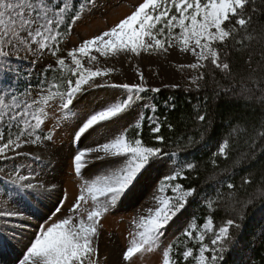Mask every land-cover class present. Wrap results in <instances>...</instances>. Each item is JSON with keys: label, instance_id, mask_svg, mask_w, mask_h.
<instances>
[{"label": "snow or ice", "instance_id": "snow-or-ice-1", "mask_svg": "<svg viewBox=\"0 0 264 264\" xmlns=\"http://www.w3.org/2000/svg\"><path fill=\"white\" fill-rule=\"evenodd\" d=\"M251 0H143L135 10L121 19L107 31L91 39H86L67 51L66 57L59 56L60 44L65 36L72 33L75 25L90 15L96 7V0H80L79 7L70 4L69 0H0V159H15L22 153L20 150L44 141H51L53 133H44L43 125L47 119L46 108L53 100L59 102V109L65 122L72 121L71 143L75 150L71 156L72 169L80 179L79 194L68 209L67 214L56 218L63 208L64 201L54 208L52 216L44 225L38 226V234L26 247L18 264H100L98 244L101 220L113 212L119 204L135 189L141 175L153 163L168 166L169 160L177 153H171L167 159L161 147L149 146L142 139L143 122L149 121L152 133L160 131V123L155 116L145 112L137 115L134 121V132L128 135V127L116 129L111 125L129 113L137 101L143 99L146 92H159L158 88H147L143 73L138 72L139 83H111L102 85L101 80L113 70L111 68L84 67L82 60L87 57L89 63L96 62L97 56L124 54L140 57L142 53H166L169 48L179 47L180 51L190 53L196 62L180 67L197 71L199 75L191 84L199 90L198 81L205 79L204 70L218 69L227 76L231 75V66L227 62V51L218 45H225L229 40L244 46V39H236L240 29H247L253 20L247 14ZM255 12V8L252 9ZM249 40L251 37L248 38ZM264 40V36L261 37ZM45 51L56 57L55 65L45 66L35 85L31 83L33 73L22 74L17 62L29 60L34 66ZM223 56V58H222ZM70 60V65L66 64ZM251 66V57L246 61ZM16 65V66H14ZM67 70L70 75L61 77L56 83L50 79V73ZM261 95L256 97L264 105V87L254 82ZM86 86V87H85ZM99 87L121 89L125 97L118 102L98 101V106L91 111H76L81 97L88 90ZM63 89V90H61ZM220 91L228 94L231 89L224 87ZM253 90L244 89L234 98L250 102ZM147 110V105H145ZM206 120V113L196 117ZM60 122L57 121V127ZM171 128V125H169ZM254 128L256 125L253 126ZM264 129V120L259 123ZM239 125L233 132L240 131ZM246 131V128L243 129ZM95 134V135H93ZM231 135V134H230ZM256 135L264 140V130ZM90 138V143L80 147L82 139ZM158 141L163 137L156 136ZM230 144L224 139L218 144L213 157H227ZM8 153H12L9 157ZM96 162L103 163L101 172L89 171ZM215 164V160L212 161ZM239 163V161H237ZM194 170L195 164L186 162L174 174L165 175L153 193L154 207L145 209L146 214L133 218L134 231L128 246L121 253V264H132L133 258L144 251L159 249L165 229L185 210L189 197L196 189H184L181 184L173 183L181 178V172ZM186 178V177H185ZM21 193L28 190L49 192L55 185L45 188L44 185L31 183L30 177L19 175L10 177ZM245 177L244 184L250 183ZM228 189L235 186L227 183ZM219 190L204 198L205 206L213 210ZM264 198V191L260 193ZM35 199V197H33ZM91 203L90 207H84ZM253 201L250 200L247 205ZM24 217L19 210L0 209V219ZM242 218V216H241ZM193 217L180 233L188 241H195L197 247L185 245L182 251L178 245L169 243L162 252V264H222L227 245L231 241L230 229L239 228L234 219H227L218 229L214 227L211 215L205 217L198 226ZM212 232L210 243H205L208 232ZM174 249H177L174 251Z\"/></svg>", "mask_w": 264, "mask_h": 264}, {"label": "rangeland", "instance_id": "rangeland-1", "mask_svg": "<svg viewBox=\"0 0 264 264\" xmlns=\"http://www.w3.org/2000/svg\"><path fill=\"white\" fill-rule=\"evenodd\" d=\"M143 0H96V7L90 15L78 22L72 33L65 36L60 44L59 56L66 57L67 51L73 47H78L86 39H91L103 31L109 30L119 21L130 15L135 7ZM70 4L79 7L80 0H69ZM97 56V61L89 63L87 57H84L82 63L84 67L111 68L113 71L102 80L97 77L96 80L102 85L111 83H139L138 72L143 73L145 86L147 88L177 89L180 87L196 88L191 84V80L196 78L199 73L187 67H180L196 62V58L190 53L185 54L180 51L179 47L169 48L166 53H142L140 57L125 56L117 54L105 57L99 53L92 52ZM29 60L17 62L22 69V74L33 73L31 83L33 84L35 76L47 65L56 68V57L51 56L45 51L42 58L34 66L30 65ZM70 65V60H66ZM16 66V65H14ZM200 86V81H198ZM86 87V86H85ZM95 93V94H93ZM145 94V93H144ZM125 97L124 90L114 89L111 87H99L88 90L77 104L76 111L86 109L91 111L98 106V101L118 102ZM153 108L151 100H139L129 113L119 118L116 124L111 127L120 129L121 127L134 126L137 115ZM47 119L43 125L44 133H53L51 141L32 146L29 145L20 151L24 154L15 157V159H0V209L16 210L17 206L29 205L30 213H23L24 217L29 219L13 217L10 219H0V264H18L26 247L34 236L38 234V226L44 225L54 208L64 201L65 194L67 200L63 203L62 211L56 214V218L67 214L68 209L74 203L76 196L79 194L80 179L77 178L72 169L71 156L76 145L71 143L72 121L65 122L63 114L59 109V103H50L46 108ZM57 121L60 126L57 127ZM129 128V127H128ZM95 135V134H93ZM90 143V138L82 139L80 147ZM63 150L66 153V159L58 162L54 158V153ZM11 157L12 153H8ZM168 156L160 157V160L167 159ZM102 163V162H101ZM96 165V164H94ZM94 172H101L103 167H93ZM178 158L173 156L165 166L159 162L153 163L152 166L144 172L133 192L128 195L119 206L110 214H106L101 220L99 229L98 252L100 264H117L120 261L121 253L128 246L134 231L133 218L138 215L146 214L145 209L154 207L153 193L159 182L165 175L174 174L179 170ZM19 175L30 177L31 183L40 185L39 180H45L48 188L55 185L51 196L43 199L42 194L28 190L27 193H21L20 189L13 183L7 182L10 177L15 178ZM85 178H89V171L85 172ZM48 180V181H47ZM32 191V192H31ZM35 193L36 196L31 194ZM44 193V192H43ZM26 196V197H24ZM35 197V199L33 198ZM27 202V203H26ZM43 203V205L41 204ZM234 204V198H231ZM91 203L84 207H90ZM39 216L36 217L35 213ZM195 211L186 205L183 210L170 225L165 229L162 244L159 249L151 252L144 251L138 253L132 260V264H162V252L165 247L185 229L189 220L195 217ZM263 213H259L257 219H263ZM195 223V221H193ZM258 240V239H257ZM257 240H254V244ZM110 248V252H103L101 247ZM114 255V256H112ZM112 257L117 259L116 263L112 262ZM249 260V255L243 256L240 261L244 263Z\"/></svg>", "mask_w": 264, "mask_h": 264}, {"label": "trees", "instance_id": "trees-1", "mask_svg": "<svg viewBox=\"0 0 264 264\" xmlns=\"http://www.w3.org/2000/svg\"><path fill=\"white\" fill-rule=\"evenodd\" d=\"M247 14H252V24L246 30L240 29L236 36V39H244L245 45H237L234 40L227 41L226 46L218 45L222 52L228 53L231 75L226 77L220 70L210 67L204 70L205 79L200 81L199 90L180 87L145 94L147 99L153 100L161 127L158 133H152L149 121L145 120L142 139L149 146L161 147L165 155L177 153L180 168L186 162L195 164L194 170L185 168L181 178L173 181L186 190L196 189L195 195L187 201L196 213L195 223L200 226L205 217L211 215L217 229L227 219L240 224L239 228L230 229L231 241L227 245L230 250L225 252L222 264H264V218L256 217L260 212L264 214V198L260 196L264 191V140L256 135L264 130L259 128V123L264 120V105L256 100L261 92L254 83L260 82L264 87V40H261L264 36V0H251ZM249 57L251 66L246 63ZM69 75L67 70L55 71L50 73V79L59 83L61 77ZM38 79L39 75L34 85ZM224 87L231 91L228 94L220 91L217 95L216 92ZM244 89L253 90L250 102L234 98ZM198 113H206V120L199 121ZM145 114L151 117L153 112L147 110ZM237 125L241 130L233 132ZM134 130V126L130 127L128 135L132 136ZM156 136L163 137V141H158ZM224 139L230 144L227 157H213ZM245 177L251 182L244 184ZM227 183L235 187L228 189ZM214 189L219 190V198L213 196L216 203L210 211L204 198L213 194ZM231 198H234V204ZM250 200L253 202L247 205ZM211 238L212 232H208L205 243H210ZM254 240H257L255 244ZM172 243L178 245L180 251L185 245L197 247L195 241L182 236ZM246 255L249 260L241 263L240 259ZM189 264H194V260Z\"/></svg>", "mask_w": 264, "mask_h": 264}, {"label": "bare ground", "instance_id": "bare-ground-1", "mask_svg": "<svg viewBox=\"0 0 264 264\" xmlns=\"http://www.w3.org/2000/svg\"><path fill=\"white\" fill-rule=\"evenodd\" d=\"M93 94H95V93H93ZM96 95V94H95ZM54 158H55V160L56 161H58V162H60V161H62L63 159H66V153L63 151V150H60V151H56L55 153H54ZM96 165H93V166H91V168L89 169V172H94L93 170H95L93 167H96V168H98V167H104L103 166V163H101V162H96L95 163ZM40 182H41V184L42 185H44V187L45 188H48L47 187V185H46V181L45 180H39ZM48 181V180H47ZM32 192V191H31ZM35 193H40V194H42V196H43V199H45V197L46 196H51V194H52V192H44L43 193V191H39V192H36V191H34ZM35 193H32L31 195L32 196H36L35 195ZM24 197H26V196H24ZM27 203V202H26ZM42 205H43V203H41ZM16 209H19L21 212L23 211L24 213H30L31 212V208L29 207V205H27V204H25V205H21V206H17V208ZM35 216L36 217H38L39 216V213L38 212H36L35 213ZM101 249H102V251L103 252H105V251H107V252H110V248H108V247H106V246H102L101 247ZM2 256V255H1ZM0 256V257H1ZM112 256H114V255H112ZM121 260V259H120ZM114 261V262H113ZM112 262L113 263H116L117 262V259L116 258H113L112 257ZM117 264H120V261L119 262H117Z\"/></svg>", "mask_w": 264, "mask_h": 264}]
</instances>
